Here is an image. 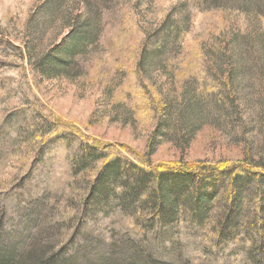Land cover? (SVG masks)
I'll return each mask as SVG.
<instances>
[{
  "label": "rangeland",
  "instance_id": "obj_1",
  "mask_svg": "<svg viewBox=\"0 0 264 264\" xmlns=\"http://www.w3.org/2000/svg\"><path fill=\"white\" fill-rule=\"evenodd\" d=\"M86 1L92 5L94 0ZM49 3L50 0H0V80L6 81L0 83V124L6 114L14 110L24 112L20 116H30L35 122H41L43 118L46 122L58 121L63 128L82 138L73 136L75 139L89 141L101 149H108L109 153L121 154L133 160L139 168L161 166L215 172L238 167L264 174V92H261L264 79L258 74L261 69L258 53L264 54V15L232 8L204 11L198 7L197 0L105 3L104 35L99 52L86 62L85 59L82 61L80 72L85 74L73 82L40 76L34 60L63 46L70 36V28H63L64 21L77 15L84 16L86 3L65 0L55 20L46 12ZM115 11L120 18H115ZM167 17L180 24L179 36L172 49L160 57L162 64L167 62L168 68L152 59L150 63H154L143 70L141 77L147 92L151 93L152 111L148 108L149 100L145 102L138 92L132 97L137 107L132 103H117L115 98H119L116 96L123 88L118 87L114 98L111 90H106V80L118 66L135 65L141 42L167 24ZM237 47L239 54L245 55L240 61ZM224 53L229 59L220 57ZM253 56L259 58L257 63ZM239 64H243V74L239 71ZM232 67L236 72L229 83L230 91L224 87V82L234 70ZM182 90L188 94H181ZM213 90L217 97L206 99L202 124L187 146L180 148L179 142L175 144L178 135L175 136L172 130L167 139L159 137L157 132L162 119L153 108L160 103L159 98L187 99L188 104L189 99L197 98L198 94L210 95ZM8 93L10 97L4 101V95ZM214 100L217 102L215 106ZM234 108L237 110L232 112ZM54 135L51 126L50 134L44 132L20 140H0V210L4 208L5 212L2 245L17 244L26 238L23 246L31 250L50 246L59 238L62 229L57 223L58 216L67 214L72 218L71 215L76 217L83 210L86 185L95 176L99 164L73 176L55 152L50 161L53 169L47 171L51 173L39 170L38 161L45 152L40 144ZM152 136L157 138L149 147L153 153L148 155L147 146H151L149 140ZM254 160L258 163L254 164ZM256 185L259 184H248L242 193L247 215L252 214V217L261 215L262 195ZM48 193L47 202L38 214L37 225L28 228V222L32 221L31 211L43 206L42 201ZM226 194L225 190L216 192L209 212L210 229L224 213L225 205L221 202ZM28 204L36 207L27 209ZM135 216L118 209L109 213L108 217L84 230L88 242L83 246H111L113 238L118 246H152L150 243H126L137 242V237L131 236L134 234L131 224L136 217L147 218L148 213L142 211ZM244 221L250 223L249 218ZM69 232L72 233V228ZM198 244L203 246L201 239ZM181 246L187 248L197 246V243L187 239ZM120 250L123 258H129L124 249ZM167 256L170 258V254L163 252L155 254L161 261H169ZM91 259L88 256L86 262L93 264Z\"/></svg>",
  "mask_w": 264,
  "mask_h": 264
},
{
  "label": "trees",
  "instance_id": "obj_2",
  "mask_svg": "<svg viewBox=\"0 0 264 264\" xmlns=\"http://www.w3.org/2000/svg\"><path fill=\"white\" fill-rule=\"evenodd\" d=\"M64 1L50 0L49 9L45 10L51 16L50 18L55 20ZM79 1L82 4L86 3L85 14L82 17L77 15L71 20L64 21L63 28H70V36L65 39L63 46L34 60L37 71L44 78H63L76 82L81 75L85 74L83 71L80 72L82 61L85 59L86 62L91 55L94 56L99 52L104 35L105 3L118 0H94L92 5L86 0ZM197 4L204 11L232 8L248 14L264 15V0H197ZM115 13H117L115 18L116 16L120 18V14L117 11ZM169 19L167 17V24L160 30L152 32L141 42L135 65L118 66L113 70L111 78L106 80V90H111L114 98L118 87L123 88L118 91L116 97L119 98H115L117 103H132L137 107L132 97L134 98L135 93L138 92L145 102L149 100L148 108L152 111L151 93L147 92L141 77L143 70L148 69V65L154 63H150L152 59L162 64L161 55L168 49H172L179 36L178 27L180 26L178 25L180 24ZM188 25L187 21V28ZM250 49L252 50L253 47ZM239 51L237 47L238 61L241 57H245V55L241 56ZM29 52L31 53V50ZM226 54L220 57L229 59ZM258 55L261 58V69L258 74H262L264 79V58H262L264 54L258 53ZM253 58L256 63L259 61L258 57L253 56ZM162 67L168 68L167 62L163 63ZM238 67L243 74V64H239ZM161 71L165 73L163 69ZM234 72H236L235 69L230 71L228 79L224 82V87L230 91L229 83H231ZM1 82L6 81L0 80ZM184 92L186 91L182 90L181 94ZM261 92H264V88ZM186 93L188 94V91ZM212 94H198L197 98L189 99L188 104L187 99L164 98L160 100L158 96L160 103L153 108L162 119L160 120L162 125L157 132L159 137L167 139L168 133L172 130L175 136L178 135L175 144L179 142L180 148L187 146L193 139L198 126L202 124L206 99L212 100L215 95L217 97L214 90ZM7 97H10V93L4 95V101ZM214 101L215 106L217 102ZM236 110L234 108L231 111ZM13 112L15 114H12ZM22 113L24 112L14 110L6 114L0 124V140L6 138L20 140L29 137L28 135H41L44 132L50 134L52 126L55 135L40 144L45 152L39 158V170L47 173L53 169L50 161L55 152L61 156L68 173L73 176L79 171H86L87 167L99 165L94 173L95 176L93 175L92 180L86 185L87 195L83 201L82 212L76 217L71 215L72 218H69L67 214L62 217L58 216L57 223L62 226V229L59 230V238L50 246H38L31 250L23 246L26 238L17 244L2 245L4 237L2 223L5 213L2 208L3 211L0 210V218H2L0 221V264H75V262L90 264L86 262L88 256L92 257L90 261L93 260V264H264L263 173L237 169L238 167L222 168L215 172L213 170L207 172L205 169L175 170L161 166L139 168L133 160L121 154L109 153L108 149H101L97 145L90 144L89 141L78 140L82 138L63 128L58 121L46 122L43 118L41 122H35L30 116L29 118L20 116ZM156 138L157 136H152L149 140L151 146L147 148L152 147V141ZM151 149L149 148L148 155L153 153ZM253 163L258 162L254 160ZM252 182L259 184L256 187L262 195L259 207L261 215L256 214L257 216L253 217L252 214L247 215V207L242 200V193ZM218 190H225L227 193L221 202L225 205L224 213L221 214L219 222L214 226L211 225L210 229L209 212L213 207ZM47 195L50 194L44 196L42 207L37 208L28 204L27 209L36 207L31 211L33 212L32 221L28 222V228L37 225L38 214L47 202ZM25 204L26 202H23V205ZM117 209L130 215L136 214V216L142 211L148 213L147 218L135 216V222L131 224V231L134 234L130 235L137 237V242L127 241L126 243L130 245L150 243L149 245L152 246H118L119 243L114 241L112 232L109 233L113 238L110 240L111 246H83L88 242L84 230L100 219L108 217L109 213ZM246 218H249V224L245 223ZM71 228L72 233L69 232ZM187 239L189 242L197 243V246L187 248L181 246L182 241ZM200 239L203 246H198ZM166 243L169 246H165ZM120 249H124L129 254V258H123ZM158 252L170 254V258L167 256L170 260H157L155 254Z\"/></svg>",
  "mask_w": 264,
  "mask_h": 264
}]
</instances>
